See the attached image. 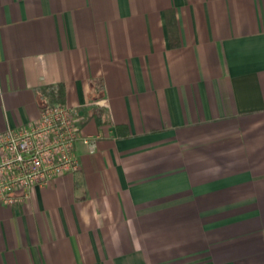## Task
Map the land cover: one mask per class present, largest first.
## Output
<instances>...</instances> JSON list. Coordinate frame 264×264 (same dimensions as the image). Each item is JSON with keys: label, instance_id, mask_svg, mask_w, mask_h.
I'll return each instance as SVG.
<instances>
[{"label": "crops", "instance_id": "0c3cea01", "mask_svg": "<svg viewBox=\"0 0 264 264\" xmlns=\"http://www.w3.org/2000/svg\"><path fill=\"white\" fill-rule=\"evenodd\" d=\"M49 102L96 148L0 264H264V0H0V132Z\"/></svg>", "mask_w": 264, "mask_h": 264}, {"label": "built area", "instance_id": "2783aa9c", "mask_svg": "<svg viewBox=\"0 0 264 264\" xmlns=\"http://www.w3.org/2000/svg\"><path fill=\"white\" fill-rule=\"evenodd\" d=\"M80 121L78 108L49 102L37 121L0 132V205L22 204L34 187L80 168L77 142L96 148L82 136Z\"/></svg>", "mask_w": 264, "mask_h": 264}, {"label": "trees", "instance_id": "16d2710c", "mask_svg": "<svg viewBox=\"0 0 264 264\" xmlns=\"http://www.w3.org/2000/svg\"><path fill=\"white\" fill-rule=\"evenodd\" d=\"M60 86L57 87H48V88H43L40 90L41 95H48V94H52L51 90H57V92L59 93L58 90H60Z\"/></svg>", "mask_w": 264, "mask_h": 264}]
</instances>
